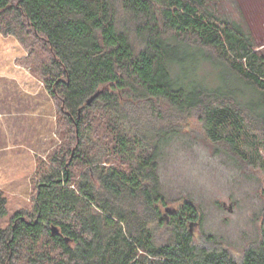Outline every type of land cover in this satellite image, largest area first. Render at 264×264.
I'll return each instance as SVG.
<instances>
[{
  "label": "trees",
  "instance_id": "obj_1",
  "mask_svg": "<svg viewBox=\"0 0 264 264\" xmlns=\"http://www.w3.org/2000/svg\"><path fill=\"white\" fill-rule=\"evenodd\" d=\"M218 5L0 0V33L28 51L26 63L57 101L72 136L37 168L31 210L0 226V264H264V211L259 238L240 262L226 248L193 243L189 227L200 215L190 201L161 212L157 156L166 132L157 128L149 144L150 136L135 128V109L161 100L178 113L195 111L207 138L244 161H250L245 151L251 159L264 151L246 120L254 108L264 125V55ZM195 53L220 67L232 89L185 78L184 63ZM239 84L257 99L234 88ZM6 216L0 191V220ZM163 227L168 236L157 238Z\"/></svg>",
  "mask_w": 264,
  "mask_h": 264
},
{
  "label": "rangeland",
  "instance_id": "obj_2",
  "mask_svg": "<svg viewBox=\"0 0 264 264\" xmlns=\"http://www.w3.org/2000/svg\"><path fill=\"white\" fill-rule=\"evenodd\" d=\"M218 11L241 24L252 37L255 50L264 55V0H219ZM130 38L138 48L134 35ZM27 56L17 38L0 33V191L7 201L2 227L14 213L31 210L37 168L49 164L50 157L72 138L57 101L26 63ZM192 56L193 61L183 66L185 78L225 91L232 89L233 81L220 67L203 62L196 53ZM234 88L257 99L240 84ZM142 106L135 109V128L150 136L147 143H153L157 128L166 132L157 156L166 200L161 212L165 215L166 208L175 211L184 200L190 201L200 215V222L189 227L193 243L204 249L226 248L240 262L244 250L259 238L264 211L263 149L259 146L253 159L251 151H245L250 161H244L207 138L195 111L178 113L161 100ZM253 112L246 120L261 145L264 134L258 128L264 130V125L254 108ZM75 171L78 175L82 166ZM167 236V228L156 230L157 238Z\"/></svg>",
  "mask_w": 264,
  "mask_h": 264
},
{
  "label": "water",
  "instance_id": "obj_3",
  "mask_svg": "<svg viewBox=\"0 0 264 264\" xmlns=\"http://www.w3.org/2000/svg\"><path fill=\"white\" fill-rule=\"evenodd\" d=\"M98 93H99V92H97V93H95L93 96H91V97L87 100V104H90V103L93 101V99L97 97ZM51 230H52V232H53L54 234H57V233H58V231H57L56 228H52Z\"/></svg>",
  "mask_w": 264,
  "mask_h": 264
}]
</instances>
